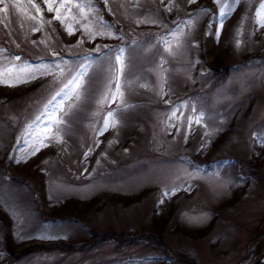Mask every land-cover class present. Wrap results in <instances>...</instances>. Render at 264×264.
<instances>
[{
	"label": "rangeland",
	"instance_id": "374dc122",
	"mask_svg": "<svg viewBox=\"0 0 264 264\" xmlns=\"http://www.w3.org/2000/svg\"><path fill=\"white\" fill-rule=\"evenodd\" d=\"M81 2L72 35L44 0L42 21L29 0L0 12V61L60 65L0 84V264H264L261 0H227L218 40L216 0ZM84 23L117 35L92 39ZM121 47L123 95L101 102ZM81 63L79 99L47 123L44 106Z\"/></svg>",
	"mask_w": 264,
	"mask_h": 264
},
{
	"label": "snow or ice",
	"instance_id": "6c2138e0",
	"mask_svg": "<svg viewBox=\"0 0 264 264\" xmlns=\"http://www.w3.org/2000/svg\"><path fill=\"white\" fill-rule=\"evenodd\" d=\"M108 0H104L105 5H107ZM196 0H189V4L195 3ZM218 4L221 6L218 8L216 12L213 13L214 16H217L219 19L217 20V23L213 25L215 28L214 34L219 39L220 32L223 29V17L229 14L231 9L228 7L227 0H216ZM239 2V0H237ZM29 3H31L32 7L35 8L36 12L40 14L41 21L43 18V13L40 9V6L38 4L34 3V0H29ZM44 3L47 5V11L49 13L55 12V16L53 19L59 20L61 24L65 27V30L68 32L69 35H72L75 31L73 24L67 23L68 19L73 20L76 24H80L81 20H87V14L85 12V7L87 5H84L81 0H44ZM0 12L7 13L8 11V4L5 3V0H0ZM54 5H56L54 7ZM73 8L79 10V16L80 19L77 20L76 16H68V13H72ZM63 10H66L62 12ZM171 10V9H169ZM110 11V10H109ZM199 11L207 12L211 11L210 9H207L206 7L201 8ZM256 23L258 26L264 27V0H261V3L259 4V7L256 11ZM31 19L36 20V16H32ZM140 21H138L139 23ZM48 23H51V21H48ZM100 23H103V18H100ZM187 24L192 23V14H189V19L186 22ZM81 27L88 33L89 37L94 39L97 35H109V36H116L117 34L115 32H102V31H92L91 28H89V25L87 23L81 24ZM37 29H33V31H36ZM82 42V41H78ZM35 43V42H34ZM237 45L239 46V41H237ZM108 47V46H104ZM6 49H0V52H4ZM96 51H100V48L98 47ZM58 55L57 53H53V56ZM125 49L119 48L114 56L115 65L113 67V79L110 81L109 89L110 92H106L102 101H108L115 102L117 95L122 96L123 93L121 92V83L120 79L123 74L124 68L126 67L125 62ZM21 61L20 56H15L11 58L10 60L0 61V84H7L8 86L15 87L17 84L20 83H27L31 79L37 78L38 75H51L54 72L55 68H60L59 64H56L54 66H46V65H40V66H31V65H23V67L20 66V64L16 63ZM89 65H85L84 63H81L78 66V70L75 72L74 75H72L71 79L67 81L63 85L62 88L59 89V91L56 92L54 96L51 97V99L48 101V103L44 106V111L41 113L42 117L47 118V123L59 125L62 123V121H57L54 119V113L60 110L61 105L65 103V100L75 95L77 99H79V89L83 86V77L86 75ZM62 74V70H61ZM114 84V91L111 90L112 85ZM63 94V99H60L57 101V97L61 96ZM55 102V103H54ZM195 111V109H193ZM202 113L200 116L202 117ZM114 116V111L109 109L106 113V117L103 121L102 127L99 129L98 134H103L104 131L108 129L111 123V118ZM173 116H175V112H173ZM37 119H40V117H37ZM193 123H201V119L199 117L197 118H189L188 124L189 128H191ZM36 140H41L42 138L40 136L35 137ZM111 143V142H109ZM261 143H264V140L261 141ZM46 143H41L39 146L34 145L30 154L35 155L37 151H39L40 147H46ZM89 152H91V149H89ZM87 156L88 153H85ZM15 162L19 163L20 160H15ZM99 163V161H98ZM174 191V190H173ZM171 193H165L164 195L167 196ZM163 198L159 201V203H163ZM41 238H52V237H41Z\"/></svg>",
	"mask_w": 264,
	"mask_h": 264
},
{
	"label": "trees",
	"instance_id": "16d2710c",
	"mask_svg": "<svg viewBox=\"0 0 264 264\" xmlns=\"http://www.w3.org/2000/svg\"><path fill=\"white\" fill-rule=\"evenodd\" d=\"M201 46H202V45H201ZM201 54H202V52H201ZM210 67H211V66H210ZM210 67H209V70H210ZM226 68H227V67H223V68H221L222 70H224V71H223L224 74H225V70H226ZM218 71H220V70L218 69ZM214 72H217V70L215 69ZM224 74H223V75H224ZM221 78H222V76H221ZM189 161H190V163L193 164L194 166H198V167H200L201 162L198 161V160H196V159H194L193 157H192V160H189ZM207 163H208V164H211V162H207ZM244 169H245V168H243V170H244ZM31 248H32V247H28L26 251H27V252H29V251H33V250H31ZM58 248H59V247H58ZM59 249H62V248L60 247Z\"/></svg>",
	"mask_w": 264,
	"mask_h": 264
}]
</instances>
